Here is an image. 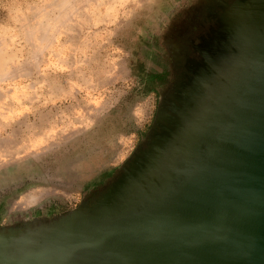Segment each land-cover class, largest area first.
Returning <instances> with one entry per match:
<instances>
[{
    "label": "rangeland",
    "instance_id": "1",
    "mask_svg": "<svg viewBox=\"0 0 264 264\" xmlns=\"http://www.w3.org/2000/svg\"><path fill=\"white\" fill-rule=\"evenodd\" d=\"M254 2L0 0V255L131 180L206 63L226 72V40L236 69L262 42Z\"/></svg>",
    "mask_w": 264,
    "mask_h": 264
},
{
    "label": "water",
    "instance_id": "2",
    "mask_svg": "<svg viewBox=\"0 0 264 264\" xmlns=\"http://www.w3.org/2000/svg\"><path fill=\"white\" fill-rule=\"evenodd\" d=\"M251 9L262 42L243 66L226 40V72L206 63L131 180L1 264H264V0Z\"/></svg>",
    "mask_w": 264,
    "mask_h": 264
},
{
    "label": "bare ground",
    "instance_id": "3",
    "mask_svg": "<svg viewBox=\"0 0 264 264\" xmlns=\"http://www.w3.org/2000/svg\"><path fill=\"white\" fill-rule=\"evenodd\" d=\"M252 11V9L249 11V13Z\"/></svg>",
    "mask_w": 264,
    "mask_h": 264
}]
</instances>
